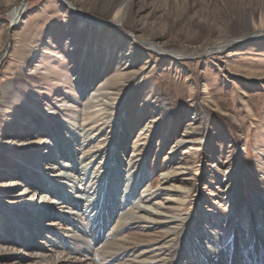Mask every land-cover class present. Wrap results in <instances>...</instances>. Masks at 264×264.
I'll return each instance as SVG.
<instances>
[{"label":"rangeland","instance_id":"374dc122","mask_svg":"<svg viewBox=\"0 0 264 264\" xmlns=\"http://www.w3.org/2000/svg\"><path fill=\"white\" fill-rule=\"evenodd\" d=\"M6 1L0 0V171L4 172L0 184L5 178L7 185L6 193L0 194L31 191L27 183L35 179L24 171L5 173L14 164L29 162L41 175L31 142L72 123L88 98L105 96L101 99L109 100L106 120L119 110L120 121L129 127L121 151L124 157L143 154L144 182L156 189L163 172L168 173L165 185L171 189L158 191L151 203L164 202L172 215H186L198 207L199 217L217 216L220 248L229 243L235 226L249 230L253 218L257 226L264 225L256 200L264 198V37L242 38L221 53L186 59L160 56L140 41L149 39L167 50L200 51L215 41L248 34L251 26L264 25V0H74L78 8L95 16L83 19V26L60 0ZM19 4L23 14L14 23L9 11ZM115 10H119L118 23L111 21ZM191 125L200 128L175 149V142ZM101 131L99 140L107 133L111 136V128ZM231 165H238L245 179L242 190L231 196L232 206H227L224 198L229 194L218 180L234 183L239 178L240 173L229 170ZM180 166L185 168L179 171ZM130 168L133 174L128 179L113 184L118 194L131 191L137 180L136 165ZM15 179L24 185L9 188ZM143 188L136 189L133 201ZM32 193L22 197L23 203L40 206ZM2 195L1 211L9 206L7 201H21ZM25 222L57 244L55 233L61 231L43 228L48 218L31 214ZM164 231L135 223L121 235L139 251L147 240H161ZM44 243L39 238L37 246ZM17 248L22 264L37 249L25 242ZM250 248L246 247L247 253ZM260 262L264 264V255ZM178 264H187L185 255Z\"/></svg>","mask_w":264,"mask_h":264},{"label":"bare ground","instance_id":"6f19581e","mask_svg":"<svg viewBox=\"0 0 264 264\" xmlns=\"http://www.w3.org/2000/svg\"><path fill=\"white\" fill-rule=\"evenodd\" d=\"M11 1L14 0H7L5 4ZM20 1L24 4L25 0ZM60 2L67 7L69 13L80 19V23L83 19L88 21L95 19V16L77 7L78 1L60 0ZM23 4L9 11L10 21L15 23L22 17ZM118 11L115 10L112 16L113 23H118V20H115L120 16ZM122 22L121 20L119 23ZM122 24L130 23L125 21ZM257 37H264V25L251 26L248 34L215 41L200 51L167 50L149 39H140V41H143L149 50L161 54L160 56L186 59L201 53H221L227 46L237 43L242 38ZM98 97L88 98V101L86 98L88 103L83 105L82 111L76 115L77 118L72 123L68 122L67 126L66 123L65 125L62 123L63 125L53 134H44L37 139V142H31L34 148L32 152L37 153L41 163L38 166L39 170H42L41 175L34 173V167L29 162L14 164L13 170L5 173L9 176L24 171L23 175H29L33 180L35 179V182L27 183L30 188L32 187L29 192L22 190L3 194L13 199L21 198V201L20 203L7 201L9 206L5 211L0 209V264H22L21 258L17 255L20 252V248H17L20 242H25L30 247H37L28 254L29 261L26 264H178L181 255H185L187 264H262L260 258L264 255V225L257 226L254 218L249 230H241L239 226H235L229 243L224 248H220L222 230L216 224L217 216L207 218V214H203L204 218L199 217L196 214L198 207L186 215L180 213L172 215L170 208L165 206L164 202L160 200L150 202L158 196V191L171 189L165 185L168 173L163 172V178L160 179L156 189L144 182L143 154L132 153V156L126 159L121 152L129 127L120 121L117 109L114 118H110L113 120H106L109 100L101 99L105 96L100 95L99 99ZM99 120L104 121L98 124ZM203 123L206 124V121ZM191 126L179 136L174 145L175 149L189 142L193 129L200 128ZM107 128L112 129L111 136L107 133L106 137L99 140L103 136L100 130ZM118 129L122 130V134ZM16 139L13 138V141ZM132 164L136 165L139 171L135 174L137 180L130 192L127 188L125 192L118 194L113 184L117 179L125 180L133 174L130 168ZM184 168L177 167L179 171ZM229 170L240 173L239 178L234 183H229L228 179L223 178L218 180V184L229 194L224 198V205L232 206L231 196L241 189L245 177L238 169V165H231ZM3 173L0 171V174ZM5 181L4 178L0 184V193H6L3 192L7 185ZM11 182L13 184L8 185L9 188L24 185L17 179ZM27 184L25 183V186ZM53 184H61L62 187L57 188ZM142 186L144 188L138 196L139 199L133 201L134 192ZM182 190V192L186 191ZM32 191V197L34 195L39 197L40 206L33 201L23 203L25 198L22 197ZM48 200L51 202L50 206L46 205ZM256 200L260 203V213H264V198L257 196ZM4 202V199L0 200L1 204ZM163 210L167 213H163ZM31 214L39 218H48V223L43 225L48 231L53 230V227L61 231L55 233L57 244L53 243L52 238L44 236L43 231L40 232L36 227L27 228L29 224H25V219ZM135 223H142L146 229L164 228L165 231L160 236L161 240H147L144 245L142 244L141 250L134 251L132 242L121 234L128 226ZM39 238L45 239V243L53 244L47 247L44 243L43 246L38 247ZM247 246H251L249 253L246 252Z\"/></svg>","mask_w":264,"mask_h":264}]
</instances>
